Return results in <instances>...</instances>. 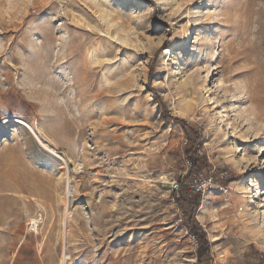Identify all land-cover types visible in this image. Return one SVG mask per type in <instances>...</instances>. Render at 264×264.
<instances>
[{"label": "rangeland", "instance_id": "1", "mask_svg": "<svg viewBox=\"0 0 264 264\" xmlns=\"http://www.w3.org/2000/svg\"><path fill=\"white\" fill-rule=\"evenodd\" d=\"M181 121L210 172L202 256L171 185L191 166ZM63 253L264 264V0H0V264Z\"/></svg>", "mask_w": 264, "mask_h": 264}, {"label": "trees", "instance_id": "2", "mask_svg": "<svg viewBox=\"0 0 264 264\" xmlns=\"http://www.w3.org/2000/svg\"><path fill=\"white\" fill-rule=\"evenodd\" d=\"M161 112L166 115V111L163 105L160 104ZM179 121V120H178ZM184 125L187 134L189 135V141L191 146L185 149V155L187 160L191 163L188 176L186 177V183L180 182V195L176 197L179 205L182 206L186 215V221L189 225V231L199 239L200 255L207 253L208 242L205 239V235L201 229H199L198 222L194 218V210L201 204V191H197L195 188H191L190 185L198 179V175H209L207 167V158L200 157V140L193 131L187 125L181 121ZM189 145V144H188ZM200 181V179H198ZM193 185V184H192Z\"/></svg>", "mask_w": 264, "mask_h": 264}, {"label": "bare ground", "instance_id": "3", "mask_svg": "<svg viewBox=\"0 0 264 264\" xmlns=\"http://www.w3.org/2000/svg\"><path fill=\"white\" fill-rule=\"evenodd\" d=\"M70 55V54H69ZM69 55H67V56H69ZM81 56V55H80ZM82 67V66H81ZM87 62L86 63H84V67H82L81 68V71L84 73V75L86 76V78H87V76L89 75V71L87 70ZM87 82V81H86ZM257 96H256V93H253V94H251V98L252 99H255ZM259 112V111H258ZM261 113V112H260ZM223 114H221L220 115V117L221 118H223ZM20 123H22V122H20ZM39 136V135H38ZM39 138H40V136H39ZM41 139V138H40ZM45 147H46V149H48L49 151H51L52 153H54V155H58L57 154V150L54 148V147H52L49 143H46V145H45ZM59 157V156H58ZM61 157V156H60ZM69 160V159H68ZM68 163V162H67ZM236 163V162H235ZM73 168H74V170H77L78 169V166L77 165H75L74 164V166H73ZM68 181H69V177H68ZM71 192V194H72V192H73V190H72V188L70 187V184L68 183V186H67V189H66V191H65V193H64V206H65V219H64V221H63V227L64 228H66V218L67 217H69L70 216V214H71V212L69 211V209H68V203H69V201H71V200H69V193ZM70 194V195H71ZM205 208V207H204ZM42 220H43V216H42V214H40L37 218H31V222L29 223V225L31 226V224H32V230H35L36 231V234H39V225H40V223L42 222ZM66 259H68V255L66 254V253H63V257H62V259H61V264L66 260Z\"/></svg>", "mask_w": 264, "mask_h": 264}, {"label": "built area", "instance_id": "4", "mask_svg": "<svg viewBox=\"0 0 264 264\" xmlns=\"http://www.w3.org/2000/svg\"><path fill=\"white\" fill-rule=\"evenodd\" d=\"M171 185H172V189H173V190H178V189L180 188L179 183H178L177 181L173 182ZM193 185L196 187L195 189H196L197 191H201V189L203 188V186L198 185V179L195 180V182L193 183ZM182 218H183V217L180 216V219H182ZM193 241L195 242V238H194V236H193Z\"/></svg>", "mask_w": 264, "mask_h": 264}]
</instances>
